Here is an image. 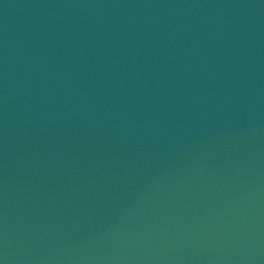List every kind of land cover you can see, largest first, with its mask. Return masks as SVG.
Here are the masks:
<instances>
[{
    "label": "water",
    "instance_id": "95a60500",
    "mask_svg": "<svg viewBox=\"0 0 264 264\" xmlns=\"http://www.w3.org/2000/svg\"><path fill=\"white\" fill-rule=\"evenodd\" d=\"M0 264H264V0H0Z\"/></svg>",
    "mask_w": 264,
    "mask_h": 264
}]
</instances>
